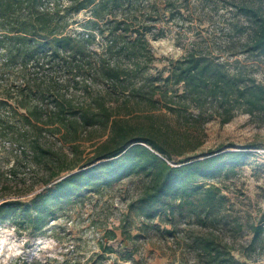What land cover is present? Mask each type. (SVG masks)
I'll use <instances>...</instances> for the list:
<instances>
[{"label":"trees","instance_id":"obj_1","mask_svg":"<svg viewBox=\"0 0 264 264\" xmlns=\"http://www.w3.org/2000/svg\"><path fill=\"white\" fill-rule=\"evenodd\" d=\"M81 12L76 33L68 27ZM172 21L199 40L159 68L150 40ZM222 38L223 50L206 43ZM240 54L264 56L260 0H0V127L17 145L0 166V222L38 236L72 201L134 179V202L151 222L204 225L211 217L217 230L237 227L228 196L206 182L228 171L224 161L208 167L222 156L173 165L156 152L191 154L203 124L264 113V82L230 67ZM225 155L231 169L245 156ZM25 167L43 186L7 197ZM251 228L252 244L264 223ZM200 242L209 264H245L227 243Z\"/></svg>","mask_w":264,"mask_h":264},{"label":"rangeland","instance_id":"obj_2","mask_svg":"<svg viewBox=\"0 0 264 264\" xmlns=\"http://www.w3.org/2000/svg\"><path fill=\"white\" fill-rule=\"evenodd\" d=\"M260 5L264 8V0H260ZM86 17V12L77 14L74 19L78 22L68 28L75 29L76 33L82 31L79 23ZM215 21L217 24L218 20ZM168 25L163 37L150 40L159 68L167 60L185 54L191 43L199 40L195 31L180 28V21ZM201 35L206 37L207 34L204 31ZM225 39L206 43L223 50L227 46L222 42ZM229 63L232 69L238 65L250 70L256 79L264 82V56L240 54L231 57ZM3 126L0 127V166L6 167L12 161H6L5 153L17 145L8 140L10 130ZM54 141L50 138L49 143ZM196 142L197 148L191 154L172 158L156 154L173 165L222 156L208 163V167L224 161L228 171L206 182L217 184L228 196L231 211L240 223L237 227L229 225L217 230L211 217L204 225H198L194 219H179L175 227L164 222L158 224L157 219L151 222L134 202L141 183L126 179L105 187L100 193H88L72 201L41 235L20 234L11 223L0 222V264H209L200 250V241L208 239L222 245L227 243L228 248H234H230L234 257L245 264H264V231L250 243L252 223H264V113H237L226 123L211 120L201 126ZM55 144L58 146L59 142ZM227 153H244L242 165L231 169V156L225 155ZM186 155L191 156L186 158ZM32 170L27 167L20 170L5 192L7 197L18 195V191L28 185H33L34 189L43 186L31 175ZM23 173H26L25 185ZM16 181H19L18 186H15ZM112 231L116 236L110 239ZM197 237L200 241L195 243ZM105 247L111 250L105 251Z\"/></svg>","mask_w":264,"mask_h":264}]
</instances>
